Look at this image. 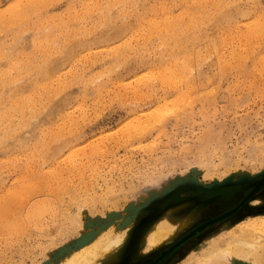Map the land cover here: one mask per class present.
Masks as SVG:
<instances>
[{
    "label": "rangeland",
    "instance_id": "rangeland-1",
    "mask_svg": "<svg viewBox=\"0 0 264 264\" xmlns=\"http://www.w3.org/2000/svg\"><path fill=\"white\" fill-rule=\"evenodd\" d=\"M23 1L0 0V14ZM49 1L16 30L0 25V113L14 122L0 116V264H59L129 222L136 244L167 208H199L161 248L109 263L186 264L205 236L264 217V0ZM170 18L189 31L157 25ZM16 63L20 85L4 86ZM29 96L31 133L11 106Z\"/></svg>",
    "mask_w": 264,
    "mask_h": 264
},
{
    "label": "bare ground",
    "instance_id": "bare-ground-1",
    "mask_svg": "<svg viewBox=\"0 0 264 264\" xmlns=\"http://www.w3.org/2000/svg\"><path fill=\"white\" fill-rule=\"evenodd\" d=\"M53 2H55V0H52ZM51 1V2H52ZM90 1V0H89ZM117 1V0H116ZM26 2V3H23ZM22 3H17L15 6H9L11 9L8 10V16H6L5 18V14H0V25L1 27L6 26V28H13L14 25L13 24H18L19 21H23V23H25L27 20H29L30 18V13H34L37 16H41L39 15L40 12L42 11V9H44L45 7H47L49 5V0H25ZM52 2V3H53ZM58 2V1H56ZM55 2V3H56ZM115 2V1H114ZM113 2V3H114ZM51 3V4H52ZM114 3L115 5L118 4ZM129 3V2H128ZM48 4V5H47ZM85 4V3H84ZM111 5V3H109ZM120 4V3H119ZM130 4V3H129ZM47 5V6H46ZM54 5V3H53ZM109 5V6H110ZM95 6V4H94ZM112 6V5H111ZM110 6V7H111ZM96 7H98V5H96ZM95 7V8H96ZM108 7V5L106 6ZM90 8V7H89ZM92 9V8H90ZM109 9V8H108ZM98 10V8H97ZM107 10V8H106ZM105 10V11H106ZM132 10V9H131ZM7 11V10H6ZM5 11V12H6ZM93 11V10H92ZM103 10H101L102 12ZM104 11V14H106ZM111 11V10H110ZM125 11V10H124ZM130 11V10H129ZM88 12V11H87ZM91 12V10H90ZM109 12V11H108ZM2 13V12H1ZM92 13V12H91ZM110 13V12H109ZM84 14V12H83ZM121 14V13H120ZM196 14V13H195ZM195 14H193V12L191 13V27L194 28H198L199 27V21H201L200 19L197 20L196 16H194ZM103 15V12H102ZM54 16V15H52ZM77 16V14H76ZM74 17L77 20V17ZM83 16V15H82ZM89 16V15H88ZM105 16L103 18L106 19V17H108L109 15H103ZM124 15L122 14L121 17H123ZM8 17V20H7ZM48 17V16H47ZM57 17V16H56ZM63 16H61L62 18ZM69 17V16H68ZM79 17V16H78ZM120 17V18H121ZM52 18V17H51ZM71 18V17H70ZM73 18V17H72ZM124 18V17H123ZM201 18H202V14H201ZM64 19V18H62ZM67 20V18H65ZM60 21V24H67V22L65 21ZM80 19V17H79ZM78 19V20H79ZM56 20V18L54 19V21ZM60 20V19H59ZM71 21V19L68 18V21ZM74 20V21H76ZM180 20V19H179ZM49 21L51 22V20L49 19ZM107 20H104L103 22H105ZM177 20L175 19H165L162 20L160 24H157L158 26H161V29L167 31V32H171L173 33L175 36H177L178 34H180L179 32L183 33L184 32H188V28L186 30H184V32L176 25ZM10 23V25L8 23ZM48 22V21H47ZM112 22V21H111ZM181 22V21H180ZM6 23L8 25H6ZM263 24L259 25V28L256 30V32L254 34H264V20L262 22ZM104 24V23H103ZM107 24V23H105ZM127 24V23H126ZM47 25V24H46ZM45 25V26H46ZM183 25V24H182ZM24 26V25H23ZM128 26V25H127ZM190 26V25H189ZM263 26V27H262ZM41 27V26H40ZM99 27V25H98ZM190 27V28H191ZM15 28V27H14ZM47 28V26H46ZM34 29V27H33ZM99 29V28H97ZM96 29V30H97ZM2 30V29H1ZM6 30V29H5ZM16 30V28L14 29ZM46 30V29H45ZM95 30V29H94ZM170 30V31H169ZM93 33V32H92ZM90 33V34H92ZM99 33V32H98ZM75 34V33H74ZM253 34V35H254ZM93 35V34H92ZM20 36V35H19ZM18 35H16L15 39L16 41H18L20 39ZM195 36V35H194ZM59 37V36H58ZM81 37V36H80ZM77 38V37H76ZM15 41V42H16ZM50 41V40H49ZM54 41V40H53ZM14 42V43H15ZM44 43V41H43ZM57 43V40L56 42ZM17 44V43H15ZM67 44V43H66ZM13 45V44H12ZM64 46V45H63ZM68 46V45H67ZM188 46V45H187ZM14 47V46H13ZM66 47V46H65ZM129 47V46H128ZM4 49V47H2ZM2 48H0L1 50H3ZM6 48L4 49L5 52ZM9 51L12 50V48L9 47L8 49ZM7 52V51H6ZM11 52V51H10ZM3 53V51H2ZM60 53V52H59ZM6 54V53H5ZM51 54V53H50ZM119 54V51L116 53V55ZM4 55V54H3ZM57 55V54H56ZM0 56L2 58V54L0 53ZM47 58V57H46ZM54 58V57H53ZM189 58V56H188ZM44 59V58H43ZM121 59V58H120ZM123 59V58H122ZM126 60V59H125ZM51 61V60H50ZM185 61V60H183ZM125 62V61H124ZM10 63V62H9ZM11 64V63H10ZM9 64V65H10ZM21 64V62H20ZM20 64L16 63L14 64L17 68V70L19 71V74L17 77H12L9 74H7V72H5V78L8 77L7 80H3L2 83L4 86H10L11 84H19L21 83V80L19 79V76L22 72ZM40 64V63H39ZM45 64V62L43 63ZM30 65V64H29ZM187 65V63H186ZM185 65V67H186ZM13 68V67H12ZM184 68V67H183ZM23 69V68H22ZM48 69V67H47ZM21 71V72H20ZM33 71V70H32ZM11 73V72H10ZM45 74H47L46 69H45ZM187 73V72H186ZM185 73V75H186ZM178 76V75H177ZM181 77V76H180ZM179 77V78H180ZM183 77V74H182ZM182 77L180 78V80L182 79ZM178 78V77H177ZM175 80V78H174ZM177 80V79H176ZM1 85V84H0ZM52 87V86H51ZM65 88V87H64ZM63 89V88H62ZM14 90V89H13ZM3 92V91H2ZM1 92V93H2ZM53 93V92H50ZM4 94V92H3ZM33 94V92H32ZM36 94V93H35ZM10 96H14L10 95ZM36 98V96H34ZM6 98L3 97L2 94H0V108L3 107L4 105V101ZM10 101L12 100L11 98H9ZM51 104V103H50ZM12 107H15L19 110L25 111V112H29L30 116H31V120H29L30 117H27L28 120L30 121L28 124H25V128L27 129L28 133H31L32 130H34V128H36L38 125L37 121L38 118H40L35 112V105H34V100L33 98H31V96H29V98H26L24 100H22V97H19L17 99H15L14 101H12L11 104ZM42 107V106H41ZM46 107V106H45ZM44 109H47L45 108ZM43 108V107H42ZM11 113V111H10ZM0 116L4 119H6V121L10 122V123H14L12 121V118L10 119V114L7 111H3L0 113ZM41 116V115H40ZM132 116V115H131ZM25 117V116H24ZM40 120V119H39ZM3 121V120H2ZM36 121V123H34ZM133 122V121H132ZM9 124V123H8ZM20 124V122H19ZM131 124V123H129ZM9 126V125H8ZM10 127V126H9ZM24 127V126H23ZM22 127V128H23ZM12 129V128H11ZM141 129V128H140ZM130 130V129H129ZM142 130V129H141ZM144 130V129H143ZM31 131V132H30ZM131 131V130H130ZM133 132V131H132ZM142 132V131H140ZM56 133V132H54ZM132 133H128L126 135H131ZM70 136V135H69ZM133 137V136H132ZM128 138V137H127ZM21 139V138H20ZM68 139V138H67ZM24 140V139H23ZM22 140V141H23ZM57 140V139H56ZM203 140V139H202ZM69 141V140H67ZM71 141V140H70ZM69 141V142H70ZM53 142V141H51ZM58 142V140H57ZM63 142V141H62ZM5 141H0V147H3ZM48 145L50 146L51 144H49V142L47 141ZM56 143V142H55ZM66 143V141H65ZM54 142L52 143V147H48L47 149H51V148H55L57 145H53ZM57 144V143H56ZM60 144V143H59ZM62 144V143H61ZM64 144V143H63ZM67 144V143H66ZM202 144V143H201ZM59 147L56 148V151H58V148L60 149L59 151H61V145H58ZM67 146V145H66ZM5 147V146H4ZM200 147V146H199ZM46 149V148H45ZM55 150V149H53ZM63 150V149H62ZM207 155V154H206ZM208 164V163H207ZM56 175V174H55ZM82 175V174H81ZM83 178V177H82ZM57 184V183H56ZM67 184V183H66ZM263 185V184H262ZM132 186V185H131ZM261 186V185H260ZM255 187V186H254ZM132 188V187H130ZM257 189V188H256ZM53 193V192H52ZM56 196V195H55ZM238 197V196H237ZM258 198L255 200L257 202ZM260 200V199H259ZM258 200V202H259ZM86 201V199H85ZM192 201V200H191ZM194 201V200H193ZM192 201V202H193ZM87 202V201H86ZM133 203V202H132ZM87 204V203H86ZM187 204V203H186ZM200 204V203H199ZM257 204V203H256ZM175 205H178L175 204ZM87 206V205H86ZM179 207L184 206L182 203L178 205ZM133 207V206H132ZM177 208V207H176ZM175 208V209H176ZM150 210V209H149ZM170 208H167L165 210L164 213H162V215H160L158 217L157 220H155L154 222L152 221V223H148V225L143 229V231H141V234H139V236H137L136 239V244H133V237L131 239V242L129 241L130 239V232L131 229L134 227L132 222H129L127 225L126 229H123V232H117V228H110L108 230L109 234H106V231L103 232L106 235L102 234V235H98L96 237H94L93 241L91 243H83L81 242V244L79 245V250L78 251H70L68 252V254L63 257L61 259V261L59 262V264H97L98 262H102L103 264H109L114 258H119L120 256H122V254L124 255V250L129 247V252L127 253V255L130 256V258L132 259L135 256V252L136 249H138L137 254L140 250L142 249H146L148 251H154L157 250L159 248H161L163 245H165L166 243L170 242L173 238H175V236H177V234L185 229L186 227H189L191 225V223L193 222L194 218H195V213L197 211H199V208H196L194 211H190V212H186V213H182L179 216H173L170 214ZM173 210V208H172ZM171 210V211H172ZM151 211V210H150ZM154 211V210H153ZM80 212V211H79ZM147 213V212H146ZM154 213L156 214V211H154ZM201 213H205V211H201ZM154 215V214H153ZM177 215V214H176ZM21 217V216H20ZM76 217V216H75ZM78 217V216H77ZM79 218V217H78ZM129 219V218H128ZM22 220V219H21ZM20 220V221H21ZM66 220V219H65ZM72 220V219H71ZM245 220V219H244ZM243 220V221H244ZM126 221V219H125ZM22 222L24 223V221L22 220ZM242 222V221H240ZM19 223V222H18ZM127 223V222H126ZM21 224V222H20ZM68 224V223H67ZM118 224V223H117ZM19 225V224H18ZM24 229V228H23ZM62 229V228H59ZM134 229V228H133ZM132 229V230H133ZM226 229V228H225ZM45 230V229H44ZM220 230V229H219ZM223 230V229H222ZM224 231V230H223ZM1 232V231H0ZM225 232V231H224ZM232 233L230 234L229 238L227 239H216L214 237V235L216 234H209L207 236H205L201 243L199 244V246H196L195 250H191V252H189L185 258V261L187 262L186 264H235L238 261H242V260H248L251 264H264V217H255V218H251L248 221H246V223H242L240 224V226L238 227H233L232 228ZM194 235V234H193ZM223 235V234H222ZM83 239V238H82ZM194 249V248H193ZM170 251V250H169ZM167 253V252H166ZM165 254V253H164ZM134 255V256H133ZM129 260V259H128ZM133 260V259H132ZM124 262V261H123ZM127 262V261H126ZM154 263V262H153Z\"/></svg>",
    "mask_w": 264,
    "mask_h": 264
}]
</instances>
